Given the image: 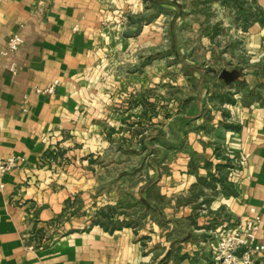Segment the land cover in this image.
Wrapping results in <instances>:
<instances>
[{
    "label": "crops",
    "instance_id": "crops-1",
    "mask_svg": "<svg viewBox=\"0 0 264 264\" xmlns=\"http://www.w3.org/2000/svg\"><path fill=\"white\" fill-rule=\"evenodd\" d=\"M239 1L0 0V264H210L251 209L264 246V0Z\"/></svg>",
    "mask_w": 264,
    "mask_h": 264
},
{
    "label": "built area",
    "instance_id": "built-area-1",
    "mask_svg": "<svg viewBox=\"0 0 264 264\" xmlns=\"http://www.w3.org/2000/svg\"><path fill=\"white\" fill-rule=\"evenodd\" d=\"M7 0H1L5 2ZM23 41L18 34L12 35L6 48L0 52L1 58L14 55L19 50ZM11 74L16 73L14 65L9 68ZM54 86L44 93L52 94ZM37 93L40 91L37 90ZM20 158L12 157L0 159V178L7 172L16 169ZM232 173L236 174V170ZM2 187V186H1ZM250 218L243 222H237L233 226L221 230L211 241V263L210 264H255L254 257L264 253V246L258 241V234L262 219L254 209L250 211Z\"/></svg>",
    "mask_w": 264,
    "mask_h": 264
},
{
    "label": "trees",
    "instance_id": "trees-1",
    "mask_svg": "<svg viewBox=\"0 0 264 264\" xmlns=\"http://www.w3.org/2000/svg\"><path fill=\"white\" fill-rule=\"evenodd\" d=\"M233 2H234V5H235L236 7H240V6H241L239 0H233ZM261 21H263V18L261 19Z\"/></svg>",
    "mask_w": 264,
    "mask_h": 264
}]
</instances>
